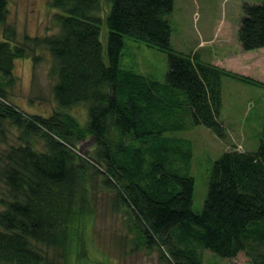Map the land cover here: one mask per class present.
I'll list each match as a JSON object with an SVG mask.
<instances>
[{
	"label": "trees",
	"instance_id": "obj_1",
	"mask_svg": "<svg viewBox=\"0 0 264 264\" xmlns=\"http://www.w3.org/2000/svg\"><path fill=\"white\" fill-rule=\"evenodd\" d=\"M173 5L174 0H50L59 11L58 31L25 34L19 41L14 26L6 24L7 0H0V264H52L60 257L84 264L91 178L113 192L136 240L158 249L169 264H204V250L222 258L244 252L248 264H264V120L256 150L232 148L214 161L199 212L192 208L193 177L176 165L189 163L191 143L167 134L186 126L187 113V127L203 124L224 138L221 77L261 87L264 81L205 62L196 50L173 48ZM124 36L167 54L163 82L121 66ZM236 39L239 51L264 47V0L242 3ZM41 46L51 55L59 108L49 116L27 113L6 92L15 80V59L36 61L33 52ZM82 104L84 125L62 111ZM9 126L17 130L14 143L5 142ZM88 136L94 147L82 154L77 141Z\"/></svg>",
	"mask_w": 264,
	"mask_h": 264
},
{
	"label": "rangeland",
	"instance_id": "obj_2",
	"mask_svg": "<svg viewBox=\"0 0 264 264\" xmlns=\"http://www.w3.org/2000/svg\"><path fill=\"white\" fill-rule=\"evenodd\" d=\"M244 1L263 0H174L170 16L173 48L183 52L196 50L205 62L224 68L230 66L234 72L264 81V48L254 49L248 54L241 53L237 48L236 37ZM49 3L50 0H7L6 24L14 26L19 41L25 34L34 36L58 31L55 16L59 11L50 7ZM107 9L108 3L99 13L101 17L105 16ZM2 27L0 24V33ZM107 34V27L103 23L100 33L103 46ZM209 38L213 39L206 44L200 43L202 39ZM224 38L226 42H222ZM124 40L126 46L120 57L121 66L163 82L167 70V54L134 41L129 36H124ZM33 54L38 56L36 61L31 56L15 59V80L6 86L7 98L27 113L49 116L59 110L52 94L55 79L50 74L51 55L44 46L37 47ZM240 66L249 69H238ZM220 88L222 105L219 118L225 127L224 138L203 124L187 127V121H192L187 118V113L183 119L186 124L184 128L167 132L170 136L188 139L191 143L189 163L186 166L180 162L176 165L182 173L193 177L192 208L195 212L202 209L214 161L232 148L256 150L264 120V87L223 75ZM62 111L72 114L81 124L86 123V105L71 106ZM5 133L6 143L17 141V130L14 127L9 126ZM93 147L92 136L77 141V150L82 154L91 153ZM89 186L91 188L87 194L91 212L82 238L81 263L169 264L161 258L158 249L147 248L136 240L129 228V215L122 205L116 204L112 191L103 187L98 178H91ZM50 250L51 255L53 252ZM202 255L204 264L249 263L244 252H239L233 258H222L209 250H204ZM56 260L52 264H66L61 257ZM70 260H75V256H70Z\"/></svg>",
	"mask_w": 264,
	"mask_h": 264
},
{
	"label": "crops",
	"instance_id": "obj_3",
	"mask_svg": "<svg viewBox=\"0 0 264 264\" xmlns=\"http://www.w3.org/2000/svg\"><path fill=\"white\" fill-rule=\"evenodd\" d=\"M216 36V35H215ZM171 37H172V34H171V36H170V39H171ZM216 37H218V36H216ZM214 38V37H213ZM213 38H211V39H213ZM210 38L209 39H202L201 41H200V43H204L205 42V44L206 43H208V41H210L211 40ZM223 41L222 42H226L225 41V38L224 39H222ZM202 46H204V45H202ZM234 48H235V46H233ZM237 48H238V45H237ZM264 47H262V48H259V49H257V50H260V49H263ZM179 51V50H178ZM181 52H183V51H181ZM241 53H250V52H253V50H249V51H240ZM240 53V54H241ZM229 57V56H228ZM236 66H238V65H236ZM226 68H228V69H233L232 67H230V66H227ZM238 69H242V70H245V69H249V68H247V67H239Z\"/></svg>",
	"mask_w": 264,
	"mask_h": 264
}]
</instances>
